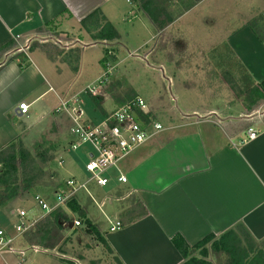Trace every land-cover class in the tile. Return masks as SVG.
<instances>
[{
  "label": "rangeland",
  "instance_id": "374dc122",
  "mask_svg": "<svg viewBox=\"0 0 264 264\" xmlns=\"http://www.w3.org/2000/svg\"><path fill=\"white\" fill-rule=\"evenodd\" d=\"M158 1L164 3L170 0ZM192 2L172 0L171 4L178 6L176 11L179 10L172 13L176 21L161 32L139 9L138 3H134L137 9L122 0L120 12L111 20L119 34L117 40L94 41L74 23L71 28L61 27L71 33L67 37L56 29H43L38 38L23 47L25 58L40 67L43 79L36 82L33 92L22 97L29 105L27 116L14 117L12 122L24 132L19 138L34 156L42 176L28 190H20L15 197L0 205V230L4 232V238L13 237L7 248L23 247L19 250L23 251L24 257L19 258V252H16L11 263L27 264L31 254L22 234L15 230L19 221L16 214L23 211L25 223L41 217L46 210L40 207L35 196L48 208L57 205L59 196L71 191L66 185L68 179L75 181V189L84 184L83 188L74 191V197L102 232L119 220L120 212L136 201L126 188L128 183L120 184L115 180L118 172L125 173L126 159L117 168L105 171L109 181L104 186L97 185L90 173L84 170L92 146L88 142H80L72 148V121L60 102L77 99L76 103L68 100V111L76 107L81 111L80 119L96 125L103 118L102 110L108 113L120 103L116 101L117 95L132 91L144 100L152 117L167 128L162 136L185 129L177 127L180 130H172L173 125L210 118L208 113L211 110L219 114L224 108L223 102H227L226 106L232 105L238 113L244 111L224 75L229 71L231 78L239 79L242 74L237 73L234 57L220 47L224 41L227 42L228 23L235 25L240 11H249L248 6H252L250 10H253L260 9L262 5L254 4L253 0H207L183 17L181 8ZM224 16L229 18L228 21H217ZM31 45L33 49L29 51ZM192 55L204 66L203 70L198 69L199 65H188L185 59ZM172 56L181 60L175 63ZM12 61L17 63V60ZM91 88L98 91L96 99L88 91ZM18 89L21 95L23 87L20 84ZM212 101H216L218 106L213 107ZM220 130L216 131L222 136ZM39 154L44 156V160L38 157ZM2 194L0 188V196ZM68 215L70 222L68 228L62 231V239L54 247L55 250L45 257L49 264H118L84 230L83 224L74 226V221L78 220L74 214ZM52 255L62 263L51 259Z\"/></svg>",
  "mask_w": 264,
  "mask_h": 264
},
{
  "label": "crops",
  "instance_id": "0c3cea01",
  "mask_svg": "<svg viewBox=\"0 0 264 264\" xmlns=\"http://www.w3.org/2000/svg\"><path fill=\"white\" fill-rule=\"evenodd\" d=\"M121 1L0 0V46L10 40L19 46L14 45V49L0 60V148L24 135L12 120L20 117L17 106L24 102L22 97L33 92L36 82L43 79L40 67L30 59L19 67L12 60L5 61L6 58L13 50L23 53V47L38 38L43 29H56L65 37L71 35L61 27H70L74 23L79 27V21L94 9H100L111 23L120 12ZM124 1L136 6L130 0ZM205 1H193L181 8L182 16ZM253 1L262 7L250 10L252 6H248L249 11H240L235 25L228 23L229 36L224 42L253 81L260 82L264 81V41H258L246 22L257 13L263 15L264 0ZM171 3L172 0L159 2L172 19L162 28L156 25L160 32L176 21L172 13L179 12L176 11L178 6ZM228 19L224 16L217 21ZM174 57L171 58L175 63L181 60ZM185 60L188 65H199L198 69L203 70L204 66L195 56ZM18 83L23 87L21 95L18 94ZM223 103L224 108L219 114L211 110L210 118L173 125L172 130L185 129L162 136L166 128L125 158L126 188L148 214L115 232L108 228L103 232L122 264H180L182 258L170 241L176 233L192 245L208 234L219 235L241 223L254 239L264 238V101L250 113L241 110L238 113L232 105L228 107L227 102ZM211 105L218 106L216 101ZM249 128L256 131L252 140L247 137ZM219 129L222 136L216 131ZM28 248L31 254L27 264H49L45 257L55 250L37 246ZM16 249L4 248L0 252V264H13L11 259L16 252L23 258L24 253L19 250L23 247ZM52 257L62 263L55 255Z\"/></svg>",
  "mask_w": 264,
  "mask_h": 264
},
{
  "label": "trees",
  "instance_id": "16d2710c",
  "mask_svg": "<svg viewBox=\"0 0 264 264\" xmlns=\"http://www.w3.org/2000/svg\"><path fill=\"white\" fill-rule=\"evenodd\" d=\"M138 3L148 18L159 28L172 21L170 14L159 5L158 0H130ZM198 1V0H193ZM248 28L259 42L264 41V20L261 14L253 16L246 22ZM79 27L94 41H114L119 38L115 27L105 18L100 9H94L79 21ZM11 40L0 46V60L5 53L14 48ZM227 50L234 57L239 79L231 78L229 71L225 72V79L229 87L240 100L244 112L250 113L253 108L264 101V81L255 82L250 77L242 63L236 58L233 51L224 42L220 47ZM29 51L33 49L31 45ZM50 58V57H49ZM17 60L19 67H23L27 60L25 54L18 51L5 61ZM1 66V64H0ZM73 69H75L73 67ZM241 83V87L239 86ZM91 97H97L90 94ZM136 94L128 91L122 96L117 95L118 104L133 98ZM99 106V103L96 101ZM102 116L107 113L102 110ZM151 113L144 118L148 122ZM72 142V141H71ZM70 142V143H71ZM41 160L44 156L39 154ZM42 176L41 168L36 164L34 156L24 147L20 138L11 140L0 148V205L3 201L15 197L20 190H28L34 182ZM74 214L84 230L113 256L118 264H122L109 245L104 233L101 232L87 216L74 196L68 198L64 206L56 207L38 219L34 225L22 234L28 246H37L46 250L53 249L62 239V231L69 226L68 213ZM148 214L143 204L136 200L135 203L119 214L121 226L131 224ZM170 241L182 258L180 264H264V238L256 240L243 224L237 223L219 235L208 234L192 245H188L183 237L176 233ZM210 257V258H209Z\"/></svg>",
  "mask_w": 264,
  "mask_h": 264
},
{
  "label": "built area",
  "instance_id": "2783aa9c",
  "mask_svg": "<svg viewBox=\"0 0 264 264\" xmlns=\"http://www.w3.org/2000/svg\"><path fill=\"white\" fill-rule=\"evenodd\" d=\"M88 91L94 96L97 95V91L93 88ZM68 100L62 101L60 104L61 108L72 121L71 132L74 140H72L71 146L72 148H76L80 142L90 143L92 151L88 154L89 159L84 164V170L90 173L91 179H94L99 186H104L109 181L108 176L105 175V171L112 167L117 168L123 159L165 129L152 115H150L148 122L145 120L144 117L150 114V110L144 100L138 95L117 105L116 108L103 116L100 123L96 125H91L80 119L81 111L76 107L69 112ZM71 102L76 103L77 99L71 100ZM28 106L25 102H20L17 106V115L20 117L27 116ZM247 137L249 140L254 139L256 137V131L249 128ZM115 180L116 183L121 184L127 182V177L125 174L118 172ZM66 185L69 186L71 191L67 194H61L58 198L59 203L53 207L48 208L42 200L35 196L40 207L46 210L42 216L56 207L64 206L68 198L74 196L76 189L84 187V184H79L78 188L75 189V181L73 179H68ZM16 215L19 221L15 225V230L19 235L31 228L42 217L25 223L23 211H19ZM79 225L81 224L74 221L75 227ZM121 227L120 221L117 220L109 225L108 230L115 232ZM3 236L4 232L0 230V252L12 242V239H6Z\"/></svg>",
  "mask_w": 264,
  "mask_h": 264
}]
</instances>
